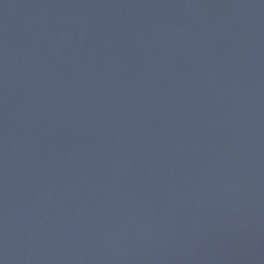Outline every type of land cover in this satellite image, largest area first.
I'll return each instance as SVG.
<instances>
[{
  "label": "water",
  "instance_id": "obj_1",
  "mask_svg": "<svg viewBox=\"0 0 264 264\" xmlns=\"http://www.w3.org/2000/svg\"><path fill=\"white\" fill-rule=\"evenodd\" d=\"M0 264H264V0H0Z\"/></svg>",
  "mask_w": 264,
  "mask_h": 264
}]
</instances>
